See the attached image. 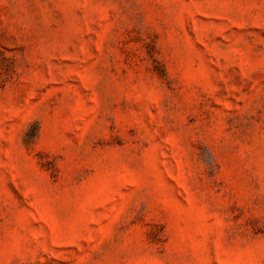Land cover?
Returning a JSON list of instances; mask_svg holds the SVG:
<instances>
[{"label": "rangeland", "instance_id": "obj_1", "mask_svg": "<svg viewBox=\"0 0 264 264\" xmlns=\"http://www.w3.org/2000/svg\"><path fill=\"white\" fill-rule=\"evenodd\" d=\"M0 264H264V0H0Z\"/></svg>", "mask_w": 264, "mask_h": 264}]
</instances>
